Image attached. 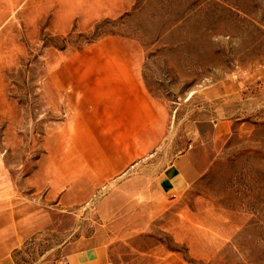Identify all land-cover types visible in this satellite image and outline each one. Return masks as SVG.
<instances>
[{
    "label": "rangeland",
    "instance_id": "obj_1",
    "mask_svg": "<svg viewBox=\"0 0 264 264\" xmlns=\"http://www.w3.org/2000/svg\"><path fill=\"white\" fill-rule=\"evenodd\" d=\"M127 68L167 126L162 148L132 166L161 169L197 142L211 161L171 196L154 238L193 264H264V0H0V190L63 214L62 235L34 233L21 264H55V247L92 232L114 199L167 196L150 184L116 188L136 167L100 189L50 196L45 168L54 166L56 146H70L56 129L67 119L65 97L91 74ZM60 166L70 173V160ZM105 198L113 200L103 205Z\"/></svg>",
    "mask_w": 264,
    "mask_h": 264
},
{
    "label": "crops",
    "instance_id": "obj_2",
    "mask_svg": "<svg viewBox=\"0 0 264 264\" xmlns=\"http://www.w3.org/2000/svg\"><path fill=\"white\" fill-rule=\"evenodd\" d=\"M88 78L85 87L65 97L67 119L56 123V129L60 128L57 136L63 138L65 133L63 139L70 146L65 151L56 146L54 166L45 168L50 196L56 197L64 188L100 189L106 183H116L117 175L135 167L134 176L117 181L116 188H128L134 183L136 192L149 188L150 184V188L167 196L105 198L102 204L113 200L109 204L112 208L99 214L101 224L86 235L81 233L57 245L55 264H193L182 250L168 248L154 237L158 231L156 221L170 217L164 211L173 203L171 196L189 188L208 168L211 161L207 149L202 143H192L179 149L161 169L154 163L133 167L132 163L153 149L162 148L167 137L164 114L131 68L105 72L102 76L91 74ZM214 123L219 126L217 120ZM64 124L67 131L62 128ZM202 150H206L207 159ZM161 152L168 154L167 150ZM63 159L70 160L71 165L65 176L60 170ZM1 180L5 178L0 167ZM24 183L30 191L31 178ZM40 189L37 184L36 190ZM0 192V264H21L18 253L25 251L22 244L34 233L62 235L63 214L54 211L49 216L41 208L44 204L41 198L9 201L4 195L14 191ZM150 205L157 208L151 211ZM69 218L78 220L74 214Z\"/></svg>",
    "mask_w": 264,
    "mask_h": 264
}]
</instances>
